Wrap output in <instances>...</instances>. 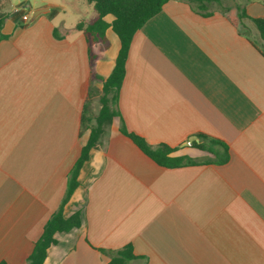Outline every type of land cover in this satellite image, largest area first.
Masks as SVG:
<instances>
[{"label":"crops","instance_id":"1","mask_svg":"<svg viewBox=\"0 0 264 264\" xmlns=\"http://www.w3.org/2000/svg\"><path fill=\"white\" fill-rule=\"evenodd\" d=\"M221 1L227 12L212 4L203 16L169 0L135 32L118 116L63 206L65 218L80 212L81 225L56 233L42 264H106L128 245V264H264V45L238 18V8L260 17L264 7ZM87 10L83 0H0V263L27 264L88 141L80 119L90 70L98 77L89 104L114 67L120 42L110 26L90 67L75 28L94 19ZM98 110H88L91 124ZM122 125L193 164L158 165ZM199 134L225 144L228 161L204 162L212 154L185 146Z\"/></svg>","mask_w":264,"mask_h":264},{"label":"trees","instance_id":"2","mask_svg":"<svg viewBox=\"0 0 264 264\" xmlns=\"http://www.w3.org/2000/svg\"><path fill=\"white\" fill-rule=\"evenodd\" d=\"M93 5L96 12L94 19L89 23L82 21L78 22L75 26L77 30H82L88 41V58L90 67L95 60L99 57L102 47L98 46L105 41V30L110 26L112 32L117 36L120 42V48L115 59L114 67L109 76L101 84V92L99 96V110L94 117V124H91L92 118L87 115L89 110V97H91V81L98 76L95 72L90 70V84L86 102L83 106L82 115L80 119V133L84 130H89V137L87 143L83 146L80 156L71 168L68 179L67 187L64 197L58 209L51 214L49 219L43 226L40 237L34 244L31 254L27 258V264H42L47 249L56 244L54 235L58 232H68L73 228H78L81 225L80 212H75L68 218L63 216V206L70 198L72 192L78 185L77 177L79 170L88 157V152L91 148L96 147L99 143L101 136L104 133L112 119L118 116L116 109L117 98L120 87L123 82L125 74V64L128 55V49L133 35L138 31L144 23L159 13L162 6L169 0H84ZM187 3L194 12L208 16L212 10H208L212 4H215L221 13L227 12V8L222 7L221 0H176ZM264 7V0H262ZM111 15L113 21L108 25L103 17ZM238 18L248 19L252 22L257 29L260 37L264 39V15L260 17H250L246 14V10L238 8ZM122 134L132 140V142L155 163L163 167H178L185 164H193L192 160L181 156L174 157L171 154L174 149L161 144L157 147H152L146 143L144 139L134 133L128 132L124 126L120 127ZM220 145L222 147L221 153H216L212 150V145ZM191 147L209 152L213 158H208L204 162H215L217 164H224L228 161V147L213 140L207 136L199 134L191 142ZM101 252H104L101 250ZM130 245L125 246L122 250L117 251L115 254L110 255V260L106 264H128L129 261L134 259ZM5 264V263H0Z\"/></svg>","mask_w":264,"mask_h":264},{"label":"rangeland","instance_id":"3","mask_svg":"<svg viewBox=\"0 0 264 264\" xmlns=\"http://www.w3.org/2000/svg\"><path fill=\"white\" fill-rule=\"evenodd\" d=\"M12 1V3H15L17 0H11ZM84 1V0H83ZM84 2H86V4H88V6H91V10H87V15H89V14H92V15H96V12H95V10H94V8H93V5L91 4V3H88L87 1H84ZM36 3V2H35ZM227 4L228 3H233V5L234 4H236V3H238V1L237 0H227V2H226ZM13 5L14 4H11V6H9V9H12L13 8ZM18 7V6H17ZM7 8V7H6ZM75 23V20H74V15L73 14H71V13H68V16L66 17V23L68 24H70V23ZM254 39L258 42V43H260V44H262V45H264V43L262 42V40L260 39V37L258 36V35H254ZM99 96H100V92H99ZM99 108V97H98V95L97 96H95L94 98H92V100H91V102H90V104H89V110L90 109H92V110H97ZM87 115L88 116H92V113L89 111L88 113H87ZM93 118V117H92Z\"/></svg>","mask_w":264,"mask_h":264},{"label":"water","instance_id":"4","mask_svg":"<svg viewBox=\"0 0 264 264\" xmlns=\"http://www.w3.org/2000/svg\"><path fill=\"white\" fill-rule=\"evenodd\" d=\"M44 9H38L32 12V19H34L39 13L43 12Z\"/></svg>","mask_w":264,"mask_h":264},{"label":"built area","instance_id":"5","mask_svg":"<svg viewBox=\"0 0 264 264\" xmlns=\"http://www.w3.org/2000/svg\"><path fill=\"white\" fill-rule=\"evenodd\" d=\"M20 9H21V8L18 7V8H15L14 11L17 12V11H19ZM185 146H191V142H190V141H187V142L185 143Z\"/></svg>","mask_w":264,"mask_h":264}]
</instances>
